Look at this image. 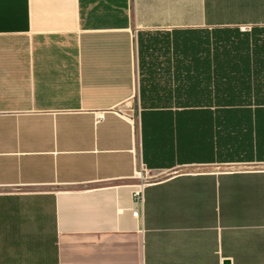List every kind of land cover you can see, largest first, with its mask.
<instances>
[{"label":"crops","instance_id":"obj_1","mask_svg":"<svg viewBox=\"0 0 264 264\" xmlns=\"http://www.w3.org/2000/svg\"><path fill=\"white\" fill-rule=\"evenodd\" d=\"M203 28L259 35L264 0H0V264H264V109L196 155L141 103Z\"/></svg>","mask_w":264,"mask_h":264},{"label":"trees","instance_id":"obj_2","mask_svg":"<svg viewBox=\"0 0 264 264\" xmlns=\"http://www.w3.org/2000/svg\"><path fill=\"white\" fill-rule=\"evenodd\" d=\"M185 31L184 75L171 90L147 93L142 85L141 103L145 109L165 107L149 109L154 127L161 134L174 129L182 150L191 138L193 154H212L218 126L225 128L230 119L244 125L264 109V29L253 36L236 28Z\"/></svg>","mask_w":264,"mask_h":264},{"label":"built area","instance_id":"obj_3","mask_svg":"<svg viewBox=\"0 0 264 264\" xmlns=\"http://www.w3.org/2000/svg\"><path fill=\"white\" fill-rule=\"evenodd\" d=\"M241 30L248 31L247 26H241ZM135 178L138 180L135 184H133V216L139 217L145 209V200H146V191L145 187L150 182L148 179V175H146V166L144 163L139 162L134 171Z\"/></svg>","mask_w":264,"mask_h":264},{"label":"water","instance_id":"obj_4","mask_svg":"<svg viewBox=\"0 0 264 264\" xmlns=\"http://www.w3.org/2000/svg\"><path fill=\"white\" fill-rule=\"evenodd\" d=\"M225 264H229V261H226Z\"/></svg>","mask_w":264,"mask_h":264}]
</instances>
